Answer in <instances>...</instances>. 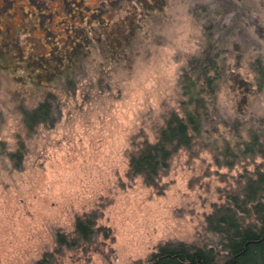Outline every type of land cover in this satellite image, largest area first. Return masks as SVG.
Wrapping results in <instances>:
<instances>
[{"label": "rangeland", "instance_id": "obj_1", "mask_svg": "<svg viewBox=\"0 0 264 264\" xmlns=\"http://www.w3.org/2000/svg\"><path fill=\"white\" fill-rule=\"evenodd\" d=\"M153 4L0 0V264H146L168 242L217 246L208 216L264 162L239 152L253 132L264 144L252 67L264 62V0ZM216 53L223 79L200 136L147 183L132 154L181 113L184 70ZM48 93L55 123L28 132L21 108ZM84 214L96 216L92 242L57 246Z\"/></svg>", "mask_w": 264, "mask_h": 264}, {"label": "trees", "instance_id": "obj_2", "mask_svg": "<svg viewBox=\"0 0 264 264\" xmlns=\"http://www.w3.org/2000/svg\"><path fill=\"white\" fill-rule=\"evenodd\" d=\"M147 1L153 4L151 0ZM164 5L165 0H158L153 4L154 7ZM75 52L76 50H73L67 55L68 69L76 65ZM215 55H205L202 60L198 59L195 64H191L192 68L184 70L181 89L185 98L181 100V113L171 111L156 139L143 141L132 154L131 171L141 174L147 183H154L160 171L169 166L173 154L182 148H191L196 137L200 136L203 112L210 101L216 100L223 79L219 53ZM252 67L256 74V84L262 88L264 62L261 56L254 60ZM74 77L64 79L63 82L67 80L64 84L74 86ZM51 94L48 93L45 99L33 107L21 108L22 121L28 132L35 131L40 124L55 123ZM243 143L239 149L241 154H264V144L256 133H251L250 138ZM5 147V142L0 139V151ZM225 151L228 155L233 154L229 149ZM10 154L15 156L14 153ZM95 225V215L84 214L78 217L73 238L68 239L64 234H58L57 246L78 248L85 246V243H91L97 232ZM208 227L219 235L217 246L168 242L151 253L146 264H264V162L230 195L225 204L208 216ZM105 230L110 231L106 227Z\"/></svg>", "mask_w": 264, "mask_h": 264}]
</instances>
